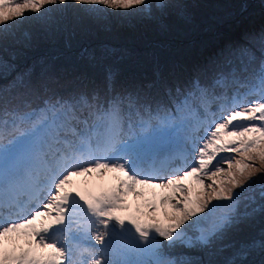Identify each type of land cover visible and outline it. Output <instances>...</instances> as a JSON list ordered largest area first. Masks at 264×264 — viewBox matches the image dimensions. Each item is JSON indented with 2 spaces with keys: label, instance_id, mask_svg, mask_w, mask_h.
<instances>
[{
  "label": "snow or ice",
  "instance_id": "6c2138e0",
  "mask_svg": "<svg viewBox=\"0 0 264 264\" xmlns=\"http://www.w3.org/2000/svg\"><path fill=\"white\" fill-rule=\"evenodd\" d=\"M108 9L147 19L165 17L171 10L183 14V5L174 0H0V39H7L10 26L32 15L44 21V31L51 36L60 30L68 12L77 20L79 14L99 19L110 14ZM25 36L31 39L28 33ZM245 39L249 47L195 70L183 81L156 71L151 80L115 91L114 74L108 70L102 86L60 92L57 88L63 86L48 75L45 66L36 81L29 67L0 86V187L11 183L3 167L8 145L13 143H3L10 117L20 122L36 118L31 128L20 132L22 141L15 138L18 151L54 173L46 202L27 216L0 224V264H127L113 258L118 254L113 247V238L119 235L116 230L130 231L126 220L139 234L137 253L146 258L135 264H205L186 253L197 250L213 255L233 247L223 243L226 234L264 210V204H256L255 195H243L259 181L256 187L264 200V32ZM0 66L5 79L15 69L7 62ZM33 100L39 101L35 108ZM212 104L223 111L199 147L198 163L182 174L177 169L170 177H160L159 186L171 187L173 195L159 203L172 211H165L160 220L153 203L148 205L147 219L121 215L127 208L124 197L130 192L141 195L135 186L150 185L157 178L137 170L145 147L176 126L187 109L207 111ZM21 105L30 110L22 111ZM226 135L236 138L222 139ZM219 153L240 158L229 155L214 164ZM93 170L122 176L114 186L95 194L73 195L66 189L72 176ZM188 177L199 185L195 195L183 183ZM205 177L211 182L206 183ZM177 192L184 194L182 200L175 198ZM242 196L247 203L244 211H238ZM77 198L87 208L88 219L83 223L74 219ZM6 206L0 200V207ZM13 234L27 237L28 246L9 247L5 241ZM176 249L185 251L174 254ZM257 249L264 251V240L241 244L226 264H248L247 257Z\"/></svg>",
  "mask_w": 264,
  "mask_h": 264
},
{
  "label": "rangeland",
  "instance_id": "374dc122",
  "mask_svg": "<svg viewBox=\"0 0 264 264\" xmlns=\"http://www.w3.org/2000/svg\"><path fill=\"white\" fill-rule=\"evenodd\" d=\"M174 2L183 5L182 15L178 14V10H171L165 17L159 19H147L139 14H118L122 13L123 10L112 9L107 10L110 13L108 16L101 17L99 19L79 14L80 19L77 20L75 16H73L74 18H69L65 15L60 21V30L54 31L51 36L45 33L44 21L42 19L24 20L23 24L19 27L18 33L20 31L27 30L31 39L29 40L26 36L24 39L21 38L20 40L11 39V36H18V34H8L7 39H0V41L4 43H14V47L16 48L12 52L3 54V57L0 58V65H2L3 62L14 64L15 69L10 73L14 75L19 73L18 71L15 72L18 69L24 71L25 69L32 67L34 69L33 75L38 76L40 75L42 67L48 66L50 71L54 59L59 55H64L68 52L75 54L78 59L82 60V62L79 66L68 70L70 73L66 75H80L81 78L84 77V74L88 71H97L98 64L104 59L121 60L126 65L127 70L133 67L145 69L148 66H159L161 62L160 55L167 54L169 56H177L179 51L183 52L185 46L192 43L193 44L192 46H189V49L190 51H193L201 43L203 44L208 40L211 31H214L212 36H215L218 28V34L225 33L226 29L224 26H227V24L232 25L234 20L239 21L237 16L235 18L233 17L236 12L239 14L240 12L246 11L245 9H248L249 11L239 14L240 17H243L246 13L254 14L256 11L261 9L260 6L264 7V0H174ZM240 8H242L241 11ZM70 14L73 13L70 12ZM260 20L262 24L259 23V25L264 27V17L260 18ZM246 32L243 33V38H245L244 36ZM261 32H264V30ZM250 33L251 36H258L260 34H254L255 31ZM214 39L218 40V37H215ZM21 41H30L26 48L34 49L33 47L36 46H38L37 48L51 46L55 50H64V52L57 51L53 55L49 56L36 54L30 57L28 61L22 62L24 57L27 58L31 55L23 54L21 52L16 54L17 48H19L18 43ZM13 55L15 56V59L12 58ZM0 77H3L2 66H0ZM63 78H66L68 81H73V83L80 82L77 78ZM222 111L218 113L214 111L210 112L212 114L208 117V119L219 122V117ZM197 112H199V108H196V111L192 113L193 117L198 115ZM182 115H185V112ZM12 125L13 122L9 121V125L5 132L8 131ZM189 125V121L180 118L176 126L169 129L167 133L170 138H175L180 131L186 130ZM211 125L212 123L207 124L204 129L205 132L200 135L199 140L196 142V148L194 149L195 153L199 151V147L202 146L204 140L207 138L206 131L214 129L211 128ZM229 139H233V137L226 140ZM219 161V158H217L213 161V163L215 164ZM148 164L149 161L147 165ZM176 165L179 166L178 162H176ZM191 165V163H188L185 170L190 169ZM10 166L11 164L4 159L3 167L9 168ZM223 166L227 168L226 164ZM174 172L168 175H161L158 180H152L151 184L147 185L148 189L146 192H149L150 190L154 191L153 196L150 193H146L148 196L143 197L144 201H139L138 199L136 203L137 209L141 210L144 204L149 205L153 203L156 207H159L158 209L163 208V205L159 203L160 199L165 196L173 195V192L171 187L162 188L159 186L161 182L160 177H170ZM105 173V170H93L85 176H73L71 184L80 179L81 184L78 186L77 191H80L81 188L82 190H88L90 185L94 186L97 184L99 180L104 177ZM205 181L206 183L210 182L207 177H205ZM183 183L186 185L189 184L187 178L183 181ZM174 195L177 200H182L184 194L177 192ZM77 201H79L78 198ZM213 203L219 204L222 202L213 201ZM262 204H264V200H262ZM80 205H83L82 201H80ZM74 209L76 213L74 218H77L81 222H85L86 220L81 218L79 210L78 212L76 211L77 206L74 205ZM200 215L203 216L204 214ZM160 220H164L162 219V216H160ZM2 223L3 217L0 218V224ZM125 225L127 227L130 225L127 220L125 221ZM250 229L255 231V234L253 235L254 240H264V210L258 211V213L244 225V228L239 235L247 236ZM127 232H117L119 233L117 236L118 240L120 237L124 241L127 240ZM60 239H63L62 235L60 236ZM5 243H7L9 247H15L17 249L22 246H28L27 239L25 238L23 241V236L21 237L17 234H13L12 239L6 240ZM91 243L94 244L95 242L91 241ZM114 244L115 239L113 238V246ZM232 249L235 251L236 248ZM262 254H264V251L259 249L254 250L251 253V255L254 256L253 260L257 259ZM118 255H123L121 250ZM124 257L127 260L130 259L129 253H127ZM113 258L116 259V256Z\"/></svg>",
  "mask_w": 264,
  "mask_h": 264
},
{
  "label": "trees",
  "instance_id": "16d2710c",
  "mask_svg": "<svg viewBox=\"0 0 264 264\" xmlns=\"http://www.w3.org/2000/svg\"><path fill=\"white\" fill-rule=\"evenodd\" d=\"M260 8L261 9L256 11L254 14L246 13L243 17H240L239 14L249 11L248 9H245L246 11L240 12L239 14L238 12H236L235 16L233 17L235 18L237 16L239 21L234 20L232 25L227 24V26H224L226 31L223 34H218L219 28L215 36H212V33L214 31H211L210 33L211 37L209 36L207 41H205L203 44L201 43L193 51H190L189 49V46H192L193 44L192 43L185 46L183 52L179 51V54L177 56H169L167 54L160 55L161 62L159 66L158 65H154L151 67L148 66L145 69H139L138 67H133L127 70L126 65L121 60L104 59L98 64L97 71H88L89 74L87 72L84 74V77L81 78L80 75H66L70 73L68 72V70H70L73 67L79 66L82 62V60L78 59L75 54L66 52V54L59 55L57 58L54 59L52 67L50 68L51 72L48 71V75L51 76L53 75L57 79L59 85L63 86L57 88V90L60 92H63L65 90H70L71 88H75V87L92 88L96 86H102L106 71L108 70H110L114 74L113 87L115 91H120L123 88L132 87L137 84H141L147 80H151L153 78V74L156 71H160L162 75L166 78L171 79L175 77L183 81L185 78L192 76L195 70L205 69L209 67L213 61H221L222 59H224V57H231L233 55L238 54L240 48L249 47L250 46L249 41L246 40L245 38L251 36L250 32L255 31L254 34H259L262 30H264V27L259 25V23L262 24L260 22L261 21L260 18L264 17V7L260 6ZM241 9L242 8H240V11ZM50 15L57 17L60 16L59 13H51ZM66 15L69 18H74L73 17L74 15L70 14V12H68ZM30 19H41V18L32 15L27 20ZM22 24L23 21L15 24L14 26H10L8 34H12V35L18 34V36H14V37L11 36V39L20 40L21 38L23 39L25 38V33H27V30L20 31L18 33L19 27ZM244 32H246L244 36L245 38L242 37ZM215 37H218V40H215L214 39ZM29 43L30 41H21L18 43L19 48H17L16 54H18V52H21L23 54L31 55L27 58L24 57L22 59V62L28 61L30 57L36 54H44L45 56L46 55L49 56L59 51V50H55L51 46L42 47V48H37L38 46H36L33 47L34 49L26 48ZM15 49L16 48L14 47V43L12 42L4 43L0 41V58L3 57L4 53L12 52ZM59 52H64V50L63 51L60 50ZM17 71L22 72L19 69L16 70L15 72ZM15 76L16 75L14 74H10L7 76L6 79L4 77H0V86L9 83ZM39 77L40 75L32 76L34 81L39 79ZM63 77L77 78L80 80V82L73 83V81H68L66 78L65 80ZM53 87H56V85H53ZM38 103L39 101L33 100L32 108H35ZM21 110L29 111L30 109H25L23 108V105H21ZM35 119L36 118L34 117V120ZM235 156L237 159L240 158L238 154H235ZM258 183L259 181H254L253 184L248 186V190H246L243 195L245 196L249 194L255 195L256 204L259 205L262 204V200L259 197V189L256 187V184ZM241 200L242 203L238 211H244L243 204L247 203V201L243 200V196L241 197ZM169 209L170 208L168 207L166 211L170 212L171 210L169 211ZM220 211H221L220 209H217V214H219ZM257 213L258 211L251 217L244 219L235 229L230 230L226 234L223 243L231 244L233 245V247L225 248L224 251L213 255H208L206 252H201L197 250L188 251L186 254L191 255L197 259H200L201 261H204L205 264H207L208 261H212L213 264H226V261L229 260L233 255L234 249L232 248H238L241 244H246L254 240L253 235L255 234V231H253V229H250L247 236H240L239 233L244 228V225ZM136 242L138 243V235L136 236ZM126 248H128V246ZM184 251L185 250L183 249H176L174 250V254H179L180 252H184ZM251 253L247 257L248 264H260V262L264 260V254L260 255L257 259L253 260L254 256H252ZM132 259L134 262H136L138 260L146 259V258L140 256L136 251L135 254L132 253Z\"/></svg>",
  "mask_w": 264,
  "mask_h": 264
}]
</instances>
